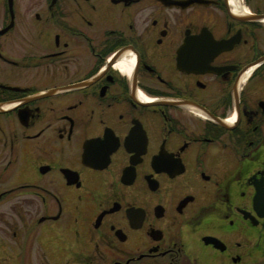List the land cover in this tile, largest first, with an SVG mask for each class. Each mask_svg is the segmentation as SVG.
Here are the masks:
<instances>
[{
	"label": "flooded vegetation",
	"instance_id": "1",
	"mask_svg": "<svg viewBox=\"0 0 264 264\" xmlns=\"http://www.w3.org/2000/svg\"><path fill=\"white\" fill-rule=\"evenodd\" d=\"M255 203L264 0H0V264H264Z\"/></svg>",
	"mask_w": 264,
	"mask_h": 264
},
{
	"label": "water",
	"instance_id": "2",
	"mask_svg": "<svg viewBox=\"0 0 264 264\" xmlns=\"http://www.w3.org/2000/svg\"><path fill=\"white\" fill-rule=\"evenodd\" d=\"M258 213L264 217V203H255Z\"/></svg>",
	"mask_w": 264,
	"mask_h": 264
},
{
	"label": "bare ground",
	"instance_id": "3",
	"mask_svg": "<svg viewBox=\"0 0 264 264\" xmlns=\"http://www.w3.org/2000/svg\"><path fill=\"white\" fill-rule=\"evenodd\" d=\"M126 64H124V67H127V66H129V69H130V66L132 65L131 64V62H125ZM119 67L121 68V67H123V64H119ZM123 67V68H124Z\"/></svg>",
	"mask_w": 264,
	"mask_h": 264
}]
</instances>
